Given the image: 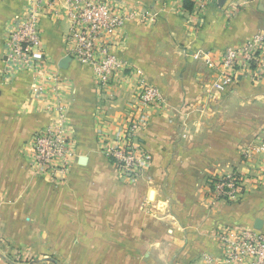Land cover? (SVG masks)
<instances>
[{"label":"crops","instance_id":"crops-1","mask_svg":"<svg viewBox=\"0 0 264 264\" xmlns=\"http://www.w3.org/2000/svg\"><path fill=\"white\" fill-rule=\"evenodd\" d=\"M117 1L158 19L127 20L119 54L131 70L107 93L97 90L87 66L72 58L61 66L69 56L67 23H41L43 49L69 99L75 143L67 181L53 185L30 174L24 148L55 116L33 107L29 77L3 72L4 30L26 0H0V248L45 246L52 264H212L222 254L214 232L220 220L259 223L264 233V180L252 185L264 176V158L245 155L264 142V69L257 81L242 74L219 94L211 88L218 72L202 57L217 62L264 33V0L212 4L196 28L177 10L178 0ZM139 78L159 88L162 101L146 109L149 122L139 134L154 163L130 183L102 152L100 131L118 130ZM186 128L190 137L182 138ZM232 172L247 178L243 200L203 202L209 179ZM5 258L0 249V264H9Z\"/></svg>","mask_w":264,"mask_h":264},{"label":"built area","instance_id":"built-area-1","mask_svg":"<svg viewBox=\"0 0 264 264\" xmlns=\"http://www.w3.org/2000/svg\"><path fill=\"white\" fill-rule=\"evenodd\" d=\"M194 8H185L178 0L177 10L196 28L207 8L218 0H190ZM139 18L154 23L158 13L117 0H26L20 14L5 27L3 37V70L6 78L29 77L32 104L45 114L55 116L35 130L25 143L24 155L34 177L50 184L65 183L74 167L75 143L68 115L69 99L62 88V77L50 65L42 45L41 23L44 19H61L67 23L64 35L66 53L87 66L93 73L97 90L103 94L114 87L131 70L130 63L119 50L127 20ZM264 33L256 34L240 48H228L219 61L203 54L205 65L217 70L212 88L222 92L237 78L246 74L257 81L264 69ZM162 101L159 88L146 80H137L136 99L118 130L100 131V148L119 176L135 183L152 167L154 157L140 141V132L149 122L146 109ZM245 155L251 162L255 156L264 158V142L248 146ZM252 180L256 189L264 176ZM247 178L237 172L213 176L211 191L217 199L239 202L244 198ZM232 231V230H231ZM222 235L219 240L224 256L216 264H264V234L251 229ZM248 261V262H246Z\"/></svg>","mask_w":264,"mask_h":264},{"label":"rangeland","instance_id":"rangeland-1","mask_svg":"<svg viewBox=\"0 0 264 264\" xmlns=\"http://www.w3.org/2000/svg\"><path fill=\"white\" fill-rule=\"evenodd\" d=\"M224 91H222V92H224ZM214 92L219 93V94L222 93V92H217L215 90H214ZM188 137H190V134H189V130L186 128L184 133L182 134V138H188ZM222 175H226V174H222ZM216 176H219V175H216ZM212 178H213V176L209 179V183L207 184L208 187H206V190L202 193V201L203 202H205L207 204H211V205L215 204L217 202H223V203H227V204L238 203V202L225 201V200L217 199L216 197H214V195L211 191V188H210V180ZM245 229H251V230L260 232L259 229L255 228V227H248V226H244V225H239V224H235L233 222L232 223L227 222V221L225 222V220L224 221L220 220V222H218V224H216L214 232L216 234L217 242L221 248L222 254L219 258H216L213 262H211L212 264H216V261L221 260L224 256L223 247L220 243L219 238L228 232L233 233V235H231V236H232V238H235V237H237V235L235 234L236 232H239V231L245 230ZM260 234H264V233L260 232ZM0 249H1V252L3 253V255L6 256L5 259L8 260L9 264H52L50 261L51 258H49V257H51L50 251L47 250L49 248L46 249L45 246L42 247L40 245H34L33 243H31L30 245L27 243L24 245L23 244H21V245L9 244V245H5L3 248H0ZM52 256L54 258L53 254H52ZM204 260L207 261L206 258ZM246 262H248V261H246ZM207 263L208 264L210 263L209 259H208ZM248 264H249V262H248Z\"/></svg>","mask_w":264,"mask_h":264},{"label":"water","instance_id":"water-1","mask_svg":"<svg viewBox=\"0 0 264 264\" xmlns=\"http://www.w3.org/2000/svg\"><path fill=\"white\" fill-rule=\"evenodd\" d=\"M226 1L227 0H218V5L220 6V7H223L224 6V4L226 3ZM69 61H71V57H67L66 59H64L62 62H61V66L62 67H67V65H68V63H69ZM256 228H260L261 227V225L259 224V223H256Z\"/></svg>","mask_w":264,"mask_h":264},{"label":"trees","instance_id":"trees-1","mask_svg":"<svg viewBox=\"0 0 264 264\" xmlns=\"http://www.w3.org/2000/svg\"><path fill=\"white\" fill-rule=\"evenodd\" d=\"M185 8L188 10H192L194 8L192 1L185 0Z\"/></svg>","mask_w":264,"mask_h":264}]
</instances>
